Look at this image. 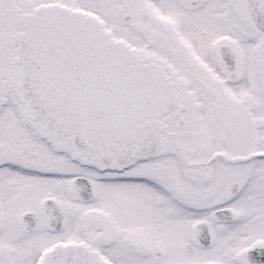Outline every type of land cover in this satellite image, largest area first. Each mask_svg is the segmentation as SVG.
I'll list each match as a JSON object with an SVG mask.
<instances>
[{
	"label": "snow or ice",
	"instance_id": "snow-or-ice-1",
	"mask_svg": "<svg viewBox=\"0 0 264 264\" xmlns=\"http://www.w3.org/2000/svg\"><path fill=\"white\" fill-rule=\"evenodd\" d=\"M0 264H264V0H0Z\"/></svg>",
	"mask_w": 264,
	"mask_h": 264
}]
</instances>
